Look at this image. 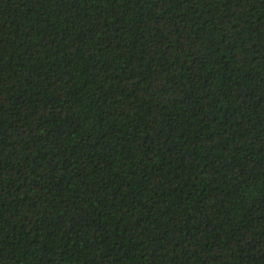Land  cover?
<instances>
[{"label":"trees","instance_id":"1","mask_svg":"<svg viewBox=\"0 0 264 264\" xmlns=\"http://www.w3.org/2000/svg\"><path fill=\"white\" fill-rule=\"evenodd\" d=\"M0 264H264V0H0Z\"/></svg>","mask_w":264,"mask_h":264}]
</instances>
